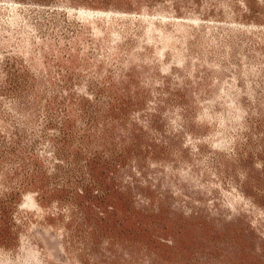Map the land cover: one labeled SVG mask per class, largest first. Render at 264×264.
<instances>
[{"label":"rangeland","instance_id":"1","mask_svg":"<svg viewBox=\"0 0 264 264\" xmlns=\"http://www.w3.org/2000/svg\"><path fill=\"white\" fill-rule=\"evenodd\" d=\"M0 264H264V0H0Z\"/></svg>","mask_w":264,"mask_h":264}]
</instances>
